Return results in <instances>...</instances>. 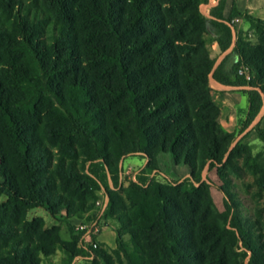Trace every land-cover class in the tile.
<instances>
[{
	"label": "trees",
	"instance_id": "16d2710c",
	"mask_svg": "<svg viewBox=\"0 0 264 264\" xmlns=\"http://www.w3.org/2000/svg\"><path fill=\"white\" fill-rule=\"evenodd\" d=\"M207 3L0 0V264H40V256L60 245L59 229L27 221L29 210L72 219L94 209L81 167L89 166L94 182L108 175L113 180L126 155L153 160L169 154L189 169L188 181L209 165L229 186L224 171L235 170L234 159L246 148L236 144L223 161L233 135L218 130L209 76L224 86L250 88L242 90L244 132L264 103V20L234 6L224 18L225 0L209 18L199 11ZM234 17H243L257 40L244 42L237 34L216 66L204 36L226 53ZM242 66L250 79L239 74ZM256 131L264 143V129L257 124ZM254 180L264 186V172L256 170ZM145 183L131 181L116 193L106 186L104 219L119 228L114 250L90 246L101 264H225L222 250L208 255L203 245L212 251L224 238L256 254L237 213L229 230L197 223L186 186Z\"/></svg>",
	"mask_w": 264,
	"mask_h": 264
},
{
	"label": "rangeland",
	"instance_id": "374dc122",
	"mask_svg": "<svg viewBox=\"0 0 264 264\" xmlns=\"http://www.w3.org/2000/svg\"><path fill=\"white\" fill-rule=\"evenodd\" d=\"M213 3L214 0H208L209 5ZM203 6L204 4L200 6L199 11L205 16L209 7ZM231 24L234 43L237 34L244 42H256L255 33L243 17H234ZM50 34H53L51 30L48 35ZM204 41L211 56L219 58L221 54L216 43L213 42V38L210 35H205ZM241 70L247 78L252 77L248 67L242 66ZM211 81L210 75L209 87L213 90L211 98L213 104L219 109L218 130L233 135L232 143L228 147L223 161L227 160L228 153L236 144L246 148L242 150V157L234 159L235 170L226 167L224 171L225 180L229 186L223 183L218 170L209 168V165H206L199 175L196 174L195 179L191 178L192 180L188 181L191 176L189 169L182 164L175 165L169 154H160L153 160H148L145 155L140 153L122 157L116 163L117 169L113 177V180H116L118 184L117 188L114 187V181L110 175L105 180L96 178L97 182H94L91 179L93 176L90 174L89 166L81 167V172L90 176L86 180L91 185L94 204L99 201L103 210L102 207L96 209L94 206L90 213L72 219H66L64 214L52 217L42 208L29 210L26 213L27 221L40 219L45 229L58 228L60 231V245L54 249L51 256H40V264H94V260L101 264L102 261L93 256L90 244L83 242L81 233L77 232L75 225L96 222L100 225V233L103 230H109L115 234L116 238L115 230L119 228V225L112 220L104 219L108 202L106 186L110 192L116 193L121 186L125 187L131 181L146 182L145 184L148 185L152 180L165 186H186L188 195L196 203L194 219L197 223L204 221L216 225L221 230H229L233 212L246 222L251 245L257 251L255 255L244 249L241 243L238 246L230 244L227 238L221 239L213 245L212 251L203 244L208 250V255L213 254L214 251L222 250L225 254V264H264V186L258 185L254 180L256 170L264 172V143L259 139L256 131L257 124L261 129H264V103L252 124L242 132L241 127L246 118L248 106L247 96L242 90L250 88L219 90L213 88ZM248 157L250 159L246 162ZM99 175L102 176L101 173ZM224 192L229 195L225 196ZM208 195L212 199V205ZM178 197L183 201L184 196L181 193ZM1 200L4 201L5 198ZM225 200H228V205L232 208L231 213L226 209ZM115 248L116 242L113 247L103 244V249L107 252ZM243 253L246 254V257L242 256ZM251 258H253L252 262Z\"/></svg>",
	"mask_w": 264,
	"mask_h": 264
},
{
	"label": "crops",
	"instance_id": "0c3cea01",
	"mask_svg": "<svg viewBox=\"0 0 264 264\" xmlns=\"http://www.w3.org/2000/svg\"><path fill=\"white\" fill-rule=\"evenodd\" d=\"M219 0H214L213 4H204L203 7H209L206 13V17H209V10L213 7H215L218 4ZM235 7L236 11H238L241 14L247 13L250 16L264 20V0H225V6L223 10V16L224 18L230 16L232 7ZM240 18V17H238ZM232 46L230 49L224 53L221 54L218 58V61L216 63V66L220 63V61L225 57L226 54H228L232 48L234 47V33L232 34ZM211 84L213 88L219 89V90H231V89H241V88H235V87H229L224 86L216 82L213 78L211 81ZM110 232V233H109ZM96 241L100 244H107L110 247H113L115 244V234L112 231L109 230H103L97 237H95Z\"/></svg>",
	"mask_w": 264,
	"mask_h": 264
},
{
	"label": "built area",
	"instance_id": "2783aa9c",
	"mask_svg": "<svg viewBox=\"0 0 264 264\" xmlns=\"http://www.w3.org/2000/svg\"><path fill=\"white\" fill-rule=\"evenodd\" d=\"M240 75H245V73L240 70L239 71ZM247 78V77H246ZM249 79V78H247ZM105 205V204H104ZM102 205L98 201L95 204L96 209H101ZM105 207V206H104ZM103 210V207H102ZM75 229L77 232L81 233V238L83 239V242L86 244H90L93 248H97L98 242L95 239V242L93 241V238L97 237L100 234V225H98L96 222H86L80 223L75 225Z\"/></svg>",
	"mask_w": 264,
	"mask_h": 264
}]
</instances>
